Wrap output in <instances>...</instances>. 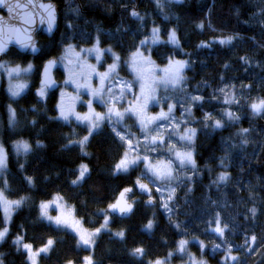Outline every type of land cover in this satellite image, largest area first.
<instances>
[{
	"label": "trees",
	"instance_id": "16d2710c",
	"mask_svg": "<svg viewBox=\"0 0 264 264\" xmlns=\"http://www.w3.org/2000/svg\"><path fill=\"white\" fill-rule=\"evenodd\" d=\"M55 1L58 24L52 37H39L40 52L33 59L29 88L13 98L4 83L0 85V141L7 152L0 186L7 198L21 201L0 241V264H30L26 252L14 243L17 238L36 247L52 240L50 250L39 255V264H76L86 258L89 250L77 244L75 234L42 216L41 202L56 195L74 205L88 228L109 216L108 228L95 238L92 264L184 261L185 255H178L182 240L187 242L186 253L205 259V264H264V111L251 108L255 100H264V0ZM133 11L142 19L133 17ZM153 28H159L165 43L150 46L152 58L158 64L173 57L187 61L182 90L203 98L192 102L196 135L192 144H185L192 148L197 167L186 168L192 172L188 180L177 179L167 208L161 207L155 190L156 203L148 207L136 193L130 196L133 213L119 218L105 207L126 186L145 178L137 165L125 172L116 170L126 145L107 122L89 137L83 150L79 144L69 145L88 135L87 127L56 119V91L43 98L37 95L38 72L45 58L57 57L67 43L87 46L99 39L101 47L127 56ZM173 29L178 48L166 42ZM228 37L233 38L230 44L220 43ZM12 54L21 63L28 59L14 48L7 55ZM9 105L15 113L13 124L7 119ZM228 112L238 119L229 120ZM216 120L223 127L214 129ZM19 141L29 142L31 150L17 152ZM185 145L180 143L181 148ZM81 165L89 171L73 184ZM221 173L229 179L220 182ZM217 214L220 226L227 224L223 237L214 231ZM149 221L151 229L146 227ZM137 248L142 253L133 255ZM226 255L237 260H227Z\"/></svg>",
	"mask_w": 264,
	"mask_h": 264
},
{
	"label": "rangeland",
	"instance_id": "374dc122",
	"mask_svg": "<svg viewBox=\"0 0 264 264\" xmlns=\"http://www.w3.org/2000/svg\"><path fill=\"white\" fill-rule=\"evenodd\" d=\"M151 36H152V32L150 36L146 38L150 40ZM144 39L145 38L141 40ZM95 44L96 42L85 46V45H77V44L75 45L73 43H67L64 46H62V48L60 49L59 51L60 53L57 55L58 63L60 64V69L57 72L60 86L55 92L57 99L56 106L58 104H63L66 107L73 108L74 112L80 115L89 113V107H88L89 101L92 102L91 105L92 110L95 113H99L101 115L105 114L107 112L108 107L111 106V104H106L101 102L100 97H96L91 94L92 91L98 90L102 87L101 79L96 73L106 72L108 66L113 63V56L109 53H104L101 57L100 62L98 63L94 54L88 55L87 53H82L80 51L82 48L84 49L92 48ZM69 45L73 46L72 50H68ZM151 45L152 44L149 43L146 46H141L139 43V46H137V48L139 47L141 52H143L144 56L150 59L152 62L151 64L144 66V70L139 74V76L137 72L133 71L132 67L130 66L131 53L136 51L137 48L131 50L130 53L127 54V56H123V57L119 56L120 62L117 65L116 72L112 75V78L110 80H106L103 82L104 91L101 93V97L105 101L109 100V93L107 89L109 87H112V85L117 80L129 81L132 83L131 91L130 92L126 91L122 99H120L119 103L115 104V107L119 111L124 112L125 109H129V108L134 109L138 106V104L142 103V101H138L137 98L140 97L142 94L141 87L143 85L144 94L150 97L147 106L144 109V115L150 118V117L159 116L161 112L168 113L169 111L168 106L172 105L173 107L170 115L166 120H159L153 122V124L150 125L149 129L146 131L141 130L140 121L134 112L126 113L123 119L119 123L116 122L115 118H113L111 122L105 119L100 124L99 128H101L103 123L107 122L109 125H111V127L115 128L117 132H120V134L126 138L125 140H122V142H124V144L126 145V149L122 157L116 163V165L121 161V159L125 157V153H127L128 159H133L136 158L137 156L139 157L146 156L148 158V162L152 165L170 164L173 178L167 181L155 180L152 177L151 172L147 170L143 160L139 161L136 164L139 168V175L140 176L142 175L141 177L145 178V180H147L148 182H151V185L152 187H154L155 190L154 195L162 203L161 207H165L164 205L167 204L169 200V196H172V194L175 192L174 189L176 187L175 184L177 179L179 178L180 179L179 183H181L184 180H188L192 176L191 175L192 172L188 173L187 170L189 169L186 168H191L193 171L196 170L197 164L195 163L194 169L192 168L191 165H189L182 167L185 168V170L181 171V166L179 165V161L176 159V153L190 152L192 154V159L195 162L192 148H187L186 145L193 143L192 140L195 138L196 132L194 136H192L190 141L187 139H181V137H186L188 135L186 130L188 129L195 130V128L192 125L193 121H191V118L193 116L192 115L193 101L190 99V97L192 96L187 94L186 91L182 90V86H181L182 84L179 86H172L171 84L164 83L166 79V74L163 70L168 67L169 59L181 60V61H185V60L173 57V58H169L162 64H158L155 61V59L152 58V55L150 53ZM99 47L103 48L100 46V44ZM112 53L118 56V54L114 50H112ZM77 54L80 57L79 61H77L76 59ZM106 55L110 57L109 60L106 59ZM15 57L16 56L14 54H12V56L7 55L0 62V85L1 82L4 83V87H6L9 96L13 98L14 96L11 95L10 87L17 84H24L25 87L21 91V93H23L27 88H29V85L31 84L30 76L35 69V64H33V60L27 59L26 62L21 63V61H18V59H15ZM69 61H71V64L69 63ZM29 65H31L30 69H29ZM87 65L94 66L95 72H92L90 68L86 67ZM12 69H19V71L10 72V70ZM25 69L28 70L25 71ZM184 71L185 68L182 73L183 76H184ZM70 76H74L76 83H79L81 85L87 84L88 88L81 87L80 89H77L76 84L72 82L65 83V81L69 80ZM40 87L41 86L38 84L36 88L37 91ZM47 92L48 91L46 89V94ZM113 92L116 95H119L120 94L119 87L113 88ZM260 101L255 100L254 102L251 103V105L259 104ZM7 108H8L7 110L8 122L10 124H13L16 119L14 109L12 108L11 105H9ZM58 115L59 112L57 111V117ZM69 121H73L77 124H82L86 126L85 124L78 122L74 117ZM146 135L149 140L153 136H160L163 138V142L157 145H152L146 141L145 139ZM128 141H131L132 147L129 146ZM27 143L29 144V142ZM180 143L186 145L183 148H181ZM0 145H2L1 141H0ZM6 166H7V162H6ZM6 166L4 168H0V177L1 174H4V170ZM133 167L135 166L129 167L127 171L131 170ZM121 172H125V171H121ZM0 196H2L4 200H7L9 202H15L12 199L7 198L1 186H0ZM42 204L48 205V207L45 208L43 211L46 212L47 217L53 218L52 220L47 219L53 224H55L54 221L55 218L57 217H60L61 219H68L69 221L77 222L81 234H84L86 236L89 233L96 232V229H101L98 233H96L95 237L92 238L90 245L85 246L80 241V235H78L77 232L73 231L72 228L66 227L71 233L76 235L77 244L89 250L86 256L87 259L85 258L81 263H76V264H88V260H90L92 264L93 262L92 249L94 246L95 238L101 231L108 228V223L106 228H101V225L105 223L106 218L107 220L109 219V216L105 215V219L103 220L104 222L101 225L95 228H88L83 224L81 219L77 216L74 205L65 201L60 196L58 195L53 196L51 197V199L47 201H42L41 205ZM15 207H16L15 205L11 207L10 214L7 216V220H6L4 207L3 205H0V209L3 215V223H4L3 227H0V230H3L4 227H7L9 230L10 227L9 224L10 221L12 220L13 217L12 214L15 210ZM51 212H53L54 214H52ZM3 239H0V241H2ZM17 244L20 248H22L26 252L29 263L32 264V261L29 259V251L24 247L25 244L27 245L30 244L25 241H22V239H20V242ZM47 244L48 242L44 244L42 247H36L31 245V252L36 253L39 251V249L44 248ZM185 247L186 244L184 245L183 250H181L180 246L178 248L180 252V253L178 252L179 253L178 255L179 256L185 255L184 261L182 260L180 262L179 261L173 262L170 261V258H168L159 261L160 264H172V263L200 264V262H203V264H205V259L202 260L195 258L194 254L191 252L186 253ZM50 248L51 247L48 248V251L50 250ZM47 252H41L39 255ZM39 255L35 256L36 264H39V257H40ZM222 261L225 262V260ZM69 264H74V263H69Z\"/></svg>",
	"mask_w": 264,
	"mask_h": 264
},
{
	"label": "snow or ice",
	"instance_id": "6c2138e0",
	"mask_svg": "<svg viewBox=\"0 0 264 264\" xmlns=\"http://www.w3.org/2000/svg\"><path fill=\"white\" fill-rule=\"evenodd\" d=\"M0 5H4L5 7L8 8V11L11 13L13 8L16 7H20L19 4H15V5H8L5 3V0H0ZM159 6V5H158ZM41 7L46 8V10L48 11V21H49V28L48 30L51 31V27H52V23L55 19L54 16V8L52 5H41ZM73 11L78 12V9H73ZM131 15L133 17L142 19V17L139 16V14L136 11H133L131 13ZM69 27H71V25H69ZM202 27V25H201ZM9 31H15L14 29H9ZM159 33L160 30L159 28H153L152 29V36L151 39L149 40L148 38H145L144 40L140 41V45L141 46H146L149 43L155 45V44H161V43H165V41H162L159 37ZM232 37H228L225 40H221L220 43L221 44H230L232 41ZM31 40V38L29 37V41ZM167 43H170L172 45H174L175 47H179V40L177 38L176 35V31L173 29L168 33V38H167ZM100 41L99 39H97L96 44L92 47V48H87L84 49L82 48L80 51L82 53H87L88 55H95V58L97 60V62L99 63L101 60V57L104 53H109L113 56V63L111 65L108 66V69L106 72L104 73H96L100 79H101V84L102 87L98 90L92 91L91 94L93 96L96 97H100L101 98V102L106 103V104H111L110 107H108L107 112L103 115L99 114V113H95L92 110V102L89 101L88 102V107H89V113L84 114V115H80L74 112L73 108L70 107H66L63 104H58L57 105V109L59 112L58 117H56V119H60L63 120L65 122H68L70 119H72L73 117L80 123H83L86 125L87 130H88V135L84 136L81 140L79 141H69V145L71 144H79V146L81 147V149L83 150L84 146L87 144L89 137L100 127V124L107 119L109 122L112 121L113 118L116 119V122L119 123L124 115L128 112H134L135 115L138 117L140 124H141V130L142 131H146L149 129V126L153 124V122L155 121H159V120H166L168 118V116L170 115L171 111H172V105H169V111L168 113H164L161 112L159 114V116H155V117H146L144 115V109L147 106V103L150 99V97L148 95L144 94L143 91V85L141 87V96L138 97V101H142V103L138 104V106L136 108H129V109H125L124 112L119 111L116 107L115 104L119 103L120 99H122L124 93L126 91L130 92L131 88H132V83L129 81H122V80H117L112 87H109L107 89L108 93H109V100L105 101L102 99L101 97V93L104 91L103 88V82L106 80H110L112 78V75L116 72V68L117 65L120 62V57L117 56L116 54L112 53V49L111 48H100L99 47ZM25 46H31L32 50L35 52L37 51L35 45H25ZM201 47L207 46V45H200ZM72 45L68 46V50H72ZM0 51H3V45L0 44ZM77 61H79L80 57L77 54L76 56ZM55 63V61H49L48 65L45 66V74H46V78L44 80H42L41 82V87L38 89L37 91V95L41 98H43L46 94V89L49 87H54L55 86V81H53L50 77H47V72H48V68ZM69 63L71 64V61H69ZM151 60L146 58L143 54V52H141L140 48L138 47L136 49V51L131 53L130 56V66L132 67L133 71H136L138 76L139 74L144 70V66L151 64ZM188 66V62L187 61H181V60H173V59H169L168 62V67L165 68L163 71L166 74V79L164 81V83L166 84H171L172 86H179L183 83L184 81V76L182 75L183 70L185 67ZM86 67L90 68L92 72H95V67L91 66V65H87ZM31 68V65H29V69ZM28 69H25V71H27ZM12 71H19V69H12L10 70V72ZM72 82L74 84H76L77 89H80L81 87L83 88H88L87 84L81 85L79 83H76V80L74 79V76H70L68 81H65V83H69ZM25 87L24 84H17L14 86L10 87V92L12 96H18L20 95L21 91L23 90V88ZM115 87H119L120 90V94L116 95L113 92V88ZM221 92L223 91V89L220 90ZM63 95V94H62ZM190 99L194 102V103H200L202 101V97H190ZM229 103L235 102L234 100L232 101H227ZM253 112H261L264 111V100L260 101L259 104H252L251 105ZM225 115L229 118V120H234V119H238V117H236L233 113L228 112L225 113ZM208 114H205V119L207 120ZM33 123H35V121H33ZM212 127L214 129L216 128H221L223 127L222 123L220 120H216ZM113 131L116 133L117 136L120 137L121 140H125L126 138L120 134V132H117L115 128H113ZM188 135L186 137H181V139H187V140H191L192 136H194L195 134V130L194 129H188L186 130ZM244 133H247V129L243 130ZM146 141L152 145H157L159 143L163 142V138L160 136H153L151 137V139L149 140L147 135L145 137ZM246 142V141H245ZM129 146L132 147L131 145V141H128ZM39 146V145H38ZM16 150L17 152H20L21 150L24 153H28L31 148L30 145L26 142V141H19L16 143ZM176 159L179 161V165L181 167H185V166H189L191 165L192 168H195V162L192 159V154L190 152L187 153H176ZM143 160V162L145 163V166L147 168V170L149 172H151L152 177L155 180H162V181H167L172 179V170H171V166L170 164L168 165H152L148 162V158L145 157H139L137 156L136 158L133 159H128L127 157V153H125V157L123 159H121V161L116 165V170L117 171H127L129 167L135 166L139 161ZM6 161H7V154L5 152V149L3 148L2 145H0V168H4L6 166ZM223 166V163H222ZM23 167V166H21ZM88 167L87 165H81L80 166V170H79V176H77V179L74 180L72 183L76 184L79 181H82L85 178V175L88 173ZM229 177L227 176V174L225 173H221L220 176L218 177V180L220 182L226 181L228 180ZM29 182H31L30 178H29ZM138 186L140 187V189L142 191H149L147 185L144 184H140L139 181H137ZM131 189H125V192H130ZM124 193H121V196H123ZM169 199H171V196H169ZM21 203V201H15V202H9L7 200H4L2 198V196H0V205H3L4 207V211H5V216H6V220H7V216L10 214V209L13 205L15 206H19V204ZM149 203H151V201H149ZM165 208H167V204L164 205ZM48 205L46 204H42L41 205V209H42V216H44L45 218H47L48 220H52V217H47L46 212H44L43 210L45 208H47ZM109 208L112 211H119L121 214H127L129 212L132 211V205H126V206H121L120 202L118 201L117 204L114 205H109ZM251 213L253 215H255L256 213V209L253 208L250 210ZM55 224L59 227V226H64V227H70L73 229V231L77 232L78 235H80V241L83 245L87 246L90 245L92 238L95 237L96 233H98L101 229H96V232L93 233H89L86 235L81 234L79 228H78V224L77 222L74 221H69L68 219H61L60 217L55 218ZM215 224L216 227L214 229V231L220 235L221 237H223L224 235V231L225 228H227V224L224 225V227H221V220H220V216L219 214L216 215L215 217ZM108 223L107 218L105 219V223L103 225H101V228H106ZM211 223V221H210ZM148 229H151L152 227V221H149L147 226ZM177 228L180 227L179 224L176 225ZM8 233V228L4 227L3 230H0V239H3L6 234ZM117 236L122 237L123 236V232H118L116 233ZM21 238H18L17 241H14V243H19ZM252 241H255V237L251 238ZM52 240L48 241V244L44 247L39 249L38 252L36 253H32L31 252V245H27L25 244L24 247L25 249H27L29 251V259L32 261V264H36L35 261V256L39 255L41 252H47L48 248L51 247L52 245ZM186 241H180V248L181 250H183L184 245L186 244ZM201 247L203 248V244H201ZM216 250H219V245L216 246ZM142 249L137 248L133 251V255H139L142 253ZM228 252L231 251V249L229 248L227 250ZM87 259V258H86ZM225 259L227 260H232L235 261L237 260V257L234 256H228L226 255ZM88 264H91V261L88 260ZM156 264H160L159 261L156 262ZM200 264H203V262H200Z\"/></svg>",
	"mask_w": 264,
	"mask_h": 264
},
{
	"label": "water",
	"instance_id": "95a60500",
	"mask_svg": "<svg viewBox=\"0 0 264 264\" xmlns=\"http://www.w3.org/2000/svg\"><path fill=\"white\" fill-rule=\"evenodd\" d=\"M5 3L8 5L19 4L20 7H14L12 12L8 11V8L4 5H0V44L3 45V51H0V60L5 57L12 48L16 49L20 54H25L29 56H37L40 52V36L52 37L56 30L58 24V5L55 0H5ZM41 5L47 6L52 5L54 8V16L55 19L52 23L51 31L49 28L48 21V11L46 8L41 7ZM9 29H14L15 31H9ZM29 37L31 40L29 41ZM35 45L37 51H33L31 46L25 45ZM49 61H55L49 68L47 72V77H50L53 81H55L54 87L47 88L48 91L54 92L59 88V80L57 78L56 71L59 69L58 58L56 56H51L45 58V60L41 63V67L38 72V84L41 86L42 80L46 78L45 74V66L48 65ZM137 181L140 184L147 185L149 191H142L137 184ZM125 189H131L130 192H125ZM121 193H124L121 196ZM139 194L145 198L144 203L148 206H153L156 203L155 198L152 196L153 187H151L150 183L146 180L136 179L133 186H126L122 189L115 200L108 204L105 207V211L114 217L119 218H127L134 211V204L129 199L130 196L134 194ZM120 202L121 206L132 205V211L127 214H121L118 210L112 211L109 208V205L117 204ZM151 201V203H149ZM177 264V263H172ZM184 264V263H182Z\"/></svg>",
	"mask_w": 264,
	"mask_h": 264
},
{
	"label": "flooded vegetation",
	"instance_id": "af4514ba",
	"mask_svg": "<svg viewBox=\"0 0 264 264\" xmlns=\"http://www.w3.org/2000/svg\"><path fill=\"white\" fill-rule=\"evenodd\" d=\"M6 56H7V55H6ZM27 56H28V59H31V60H33V59H34V57H33V56H29V55H27ZM3 58H4V57H3ZM3 58H2V59H3ZM2 59L0 60V62L2 61ZM59 69H60V68H59ZM59 69H58V70H59ZM58 70L56 71V74H57ZM57 78H58V74H57Z\"/></svg>",
	"mask_w": 264,
	"mask_h": 264
},
{
	"label": "bare ground",
	"instance_id": "6f19581e",
	"mask_svg": "<svg viewBox=\"0 0 264 264\" xmlns=\"http://www.w3.org/2000/svg\"><path fill=\"white\" fill-rule=\"evenodd\" d=\"M178 264V263H177Z\"/></svg>",
	"mask_w": 264,
	"mask_h": 264
}]
</instances>
